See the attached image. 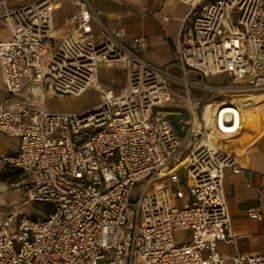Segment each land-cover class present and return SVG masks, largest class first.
I'll list each match as a JSON object with an SVG mask.
<instances>
[{
	"label": "built area",
	"instance_id": "2783aa9c",
	"mask_svg": "<svg viewBox=\"0 0 264 264\" xmlns=\"http://www.w3.org/2000/svg\"><path fill=\"white\" fill-rule=\"evenodd\" d=\"M60 1L0 0V22L10 30L0 38L3 80L14 96L24 78L34 86L23 104L0 102V130L20 140L4 160L30 177L28 199L46 214L0 219V264H226L218 243L236 236L225 170L241 172L254 144L250 130L259 126L241 103L226 100L264 90V0H182L190 8L178 59L167 65L144 57L149 36L127 40L126 27L104 24L92 0H77L78 26L55 48ZM101 64L124 68L125 84L102 82ZM220 73L228 83L211 81ZM92 88L102 94L92 108L46 107L47 92ZM215 93L228 97L204 104ZM176 96L183 108L169 105ZM248 216L264 218L260 207ZM178 230H190L191 239L177 242ZM234 264H264V253H238Z\"/></svg>",
	"mask_w": 264,
	"mask_h": 264
},
{
	"label": "crops",
	"instance_id": "0c3cea01",
	"mask_svg": "<svg viewBox=\"0 0 264 264\" xmlns=\"http://www.w3.org/2000/svg\"><path fill=\"white\" fill-rule=\"evenodd\" d=\"M23 1L25 0H9V3L17 5ZM92 3L99 18L109 28L126 27L127 40L137 34L149 36L150 47L143 52L148 60L167 65L178 59L177 43L190 4L182 0H92ZM77 13V0H61L57 5L54 13L55 48L78 26V22L72 20L73 15ZM94 29L97 35L103 36L104 30L100 21L94 22ZM7 37H10V30L6 24L0 22V38ZM103 67L110 71H125L123 82L113 83L116 81L114 77L112 82H104L101 74ZM174 67L171 66V69ZM99 78L105 84L119 88L125 84L127 72L122 67L101 64ZM24 81L25 88L20 94L28 100L34 86L27 78H24ZM20 94H10L0 70V102L16 106ZM19 143L18 137H11L0 130V170L9 167L4 156L16 153ZM252 143V148L240 163L241 172L234 173L231 168L225 170V191L232 219L231 232L236 236L233 242L218 243V250L225 258L226 264H234V256L238 253H264V218L259 220L248 216L250 208L260 207L264 214V125L255 134ZM9 169L16 171L12 167ZM20 175L25 182L26 176L23 173Z\"/></svg>",
	"mask_w": 264,
	"mask_h": 264
},
{
	"label": "rangeland",
	"instance_id": "374dc122",
	"mask_svg": "<svg viewBox=\"0 0 264 264\" xmlns=\"http://www.w3.org/2000/svg\"><path fill=\"white\" fill-rule=\"evenodd\" d=\"M104 40L103 36L96 37V42L101 43ZM104 68V67H103ZM102 68V79L104 82L110 83L112 82V79L116 80L113 83H122L124 78V72L123 71H110L106 68ZM173 72L178 73L179 70L174 67L172 69ZM213 83L216 84H225L229 82V77L226 73H220L214 77H212L211 80ZM176 90L179 93H183L184 90L181 86L177 85L175 86ZM194 94L203 96L205 95L204 92L200 91H193ZM231 95V93H229ZM220 97H228V96H218L217 93L211 94L208 99L205 100L204 104L208 105L213 99L220 98ZM235 96L233 95L232 98ZM264 97V90L256 91L252 93H241L236 96L238 100L233 99V101H246L251 102L253 100H261V98ZM230 100V99H229ZM264 100V99H262ZM19 103H24L27 101V98L25 96H18ZM232 101V100H230ZM102 102V94L101 92L96 89L92 88L87 91H85L81 95H73L70 94L65 97H58L53 94L48 93L47 95V107L48 109L52 111H68V112H82L86 109L92 108ZM170 106L173 107H181L183 108L185 106V100L181 96H176L174 101L169 103ZM10 167H7V170H13L9 169ZM3 170V169H2ZM19 171V170H16ZM21 174V171H19ZM182 173V171H180ZM30 177L25 178V182L29 181ZM186 188V186H184ZM141 189V184L139 183L135 191L136 193H139ZM27 200V201H26ZM43 205L39 202H34L31 199H28L27 191L25 189V184L23 182V177L19 175V177L12 181L11 180H5L0 179V219H6L10 214L12 213H29L33 217H46L45 212L43 211ZM17 223V218H16ZM11 228L14 230L16 228L15 222H12ZM175 239L177 242H186L191 239V231L190 230H178L175 232ZM144 264V263H139Z\"/></svg>",
	"mask_w": 264,
	"mask_h": 264
},
{
	"label": "bare ground",
	"instance_id": "6f19581e",
	"mask_svg": "<svg viewBox=\"0 0 264 264\" xmlns=\"http://www.w3.org/2000/svg\"><path fill=\"white\" fill-rule=\"evenodd\" d=\"M238 94H235L234 98H230L226 100V101H230V102H235V103H241L242 107H243V111L244 114L247 116V118H252V121H257V123L259 124L258 127H253L251 128L250 132L251 134L253 133H257L258 130L264 125V100H262L263 98H261V100H253L251 102H246V101H233V99L238 100V98H236ZM223 101V102H226ZM255 134H253V138L255 137ZM253 138L251 139V141L253 142Z\"/></svg>",
	"mask_w": 264,
	"mask_h": 264
},
{
	"label": "trees",
	"instance_id": "16d2710c",
	"mask_svg": "<svg viewBox=\"0 0 264 264\" xmlns=\"http://www.w3.org/2000/svg\"><path fill=\"white\" fill-rule=\"evenodd\" d=\"M19 175H20L19 171L7 170L5 168L3 170H0V179L11 180V182L16 180L19 177Z\"/></svg>",
	"mask_w": 264,
	"mask_h": 264
}]
</instances>
